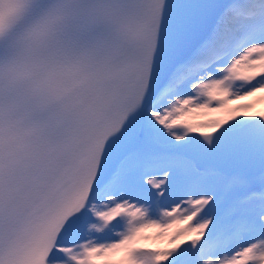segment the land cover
<instances>
[{
	"label": "snow or ice",
	"instance_id": "snow-or-ice-1",
	"mask_svg": "<svg viewBox=\"0 0 264 264\" xmlns=\"http://www.w3.org/2000/svg\"><path fill=\"white\" fill-rule=\"evenodd\" d=\"M261 105L264 0H0V264H264Z\"/></svg>",
	"mask_w": 264,
	"mask_h": 264
},
{
	"label": "rangeland",
	"instance_id": "rangeland-1",
	"mask_svg": "<svg viewBox=\"0 0 264 264\" xmlns=\"http://www.w3.org/2000/svg\"><path fill=\"white\" fill-rule=\"evenodd\" d=\"M259 107L264 108V105H261V106H259ZM205 119H208V117H206ZM209 119H210V118H209ZM201 121H203V120H201ZM201 121H198V122H201Z\"/></svg>",
	"mask_w": 264,
	"mask_h": 264
},
{
	"label": "bare ground",
	"instance_id": "bare-ground-1",
	"mask_svg": "<svg viewBox=\"0 0 264 264\" xmlns=\"http://www.w3.org/2000/svg\"><path fill=\"white\" fill-rule=\"evenodd\" d=\"M261 108H262V107H260V108H259V110H261ZM212 117H213V118H215V116H214V115H212V116H211V118H212ZM211 118H210V119H211ZM201 122H204V121H201Z\"/></svg>",
	"mask_w": 264,
	"mask_h": 264
}]
</instances>
